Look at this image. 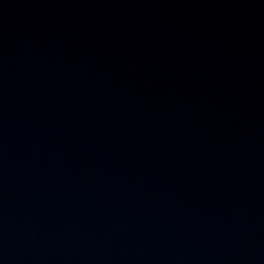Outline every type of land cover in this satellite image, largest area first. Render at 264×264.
I'll list each match as a JSON object with an SVG mask.
<instances>
[{"label": "water", "instance_id": "1", "mask_svg": "<svg viewBox=\"0 0 264 264\" xmlns=\"http://www.w3.org/2000/svg\"><path fill=\"white\" fill-rule=\"evenodd\" d=\"M0 264H264V0H0Z\"/></svg>", "mask_w": 264, "mask_h": 264}]
</instances>
